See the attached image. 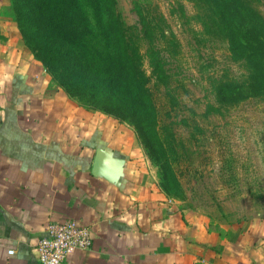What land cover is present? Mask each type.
Here are the masks:
<instances>
[{"label":"rangeland","instance_id":"obj_1","mask_svg":"<svg viewBox=\"0 0 264 264\" xmlns=\"http://www.w3.org/2000/svg\"><path fill=\"white\" fill-rule=\"evenodd\" d=\"M246 1L264 18V0H242V12ZM38 2L10 0L6 9L26 49L44 56L54 87L71 88L80 103L130 130L135 158L166 196L215 226L264 218V85L253 77L246 38L226 0H76L73 21L53 31L28 21L27 12L38 18ZM135 3L154 29L161 77L150 64ZM67 51L81 58L90 78L108 81V64L118 76L129 56L139 71L101 87L89 79L77 89Z\"/></svg>","mask_w":264,"mask_h":264},{"label":"crops","instance_id":"obj_2","mask_svg":"<svg viewBox=\"0 0 264 264\" xmlns=\"http://www.w3.org/2000/svg\"><path fill=\"white\" fill-rule=\"evenodd\" d=\"M9 2L0 0V264H40L47 222L66 219L89 225L92 243L65 264H264V218L215 226L166 196L127 127L51 84L6 17Z\"/></svg>","mask_w":264,"mask_h":264},{"label":"trees","instance_id":"obj_3","mask_svg":"<svg viewBox=\"0 0 264 264\" xmlns=\"http://www.w3.org/2000/svg\"><path fill=\"white\" fill-rule=\"evenodd\" d=\"M21 1H24V3L26 2V0H21ZM226 2L227 5H229V9L231 11V13H229L230 20L232 21L234 20L236 27L238 29L243 30V35L246 38V60L248 61L252 71H256L253 77L258 82V86L264 85V82L261 81V77H264V18H262V16L258 12H256V10L251 6L250 1L249 2L246 1V12H242L239 9L238 4H244L242 3V0H226ZM75 4H76V0H39L37 6L35 7V12L37 14L36 16H38V18L33 19L31 17V14L28 12L26 13V16L28 17L27 18L28 21L30 22L33 20V23L36 26H38V23L40 24L41 22H43L47 28L51 29V31L62 30L65 27L66 19H70L73 21L74 12H75L73 8ZM135 7L138 15L140 32L142 36L150 43V47L148 49V57L150 59V64L153 70L157 73L156 74L157 77H161L164 75L162 61L159 58L158 51L152 45L155 38L154 29L151 23L149 22L148 18L146 17L145 13L143 12L140 4L135 3ZM40 15L43 18H40ZM236 46L239 47L240 45L236 43ZM53 50H55L59 56L60 53H64V51L58 48L51 49V51ZM34 56L36 57L37 60H39L42 63L44 69L47 72L48 68L44 56H42L39 52L35 53ZM66 58H67L66 62L68 65H69L68 60H72L69 66L74 64L76 65V67H72L71 69H72V75L76 80L75 83L77 84L74 86V88L77 89L86 88L85 85H87L89 79L93 80L91 83L95 82L96 86L101 87L102 83L104 82L109 84L110 81L111 82L116 80L117 82L121 81L122 72L124 73V75L129 77L131 72L134 71L135 74H138L139 71L138 61L135 58L129 56L128 63L124 62L122 65H118V69L120 73L118 76L114 75L113 72L114 68H112V65L108 64V69L105 70L104 76L110 77V79L106 81L105 79H100L95 76H92V78H90L86 72V68H84L81 58L75 55L74 53L67 51ZM92 63L95 64L94 62ZM90 84L88 85L90 86ZM61 89L68 96L74 98L73 96L75 91H72L71 88L68 89L66 88L65 90L62 87ZM100 93L104 95L106 92L100 91ZM125 95L126 94L124 93V98ZM137 104H138L137 107H139L142 110V113H144L146 107L142 103V101L138 100ZM80 105L87 109L97 111L96 109H94V107H90L82 103H80Z\"/></svg>","mask_w":264,"mask_h":264},{"label":"built area","instance_id":"obj_4","mask_svg":"<svg viewBox=\"0 0 264 264\" xmlns=\"http://www.w3.org/2000/svg\"><path fill=\"white\" fill-rule=\"evenodd\" d=\"M91 243L89 225L75 219L62 222L50 220L36 244V252L40 264H65L70 253L87 250ZM9 253H14V250L10 249Z\"/></svg>","mask_w":264,"mask_h":264},{"label":"water","instance_id":"obj_5","mask_svg":"<svg viewBox=\"0 0 264 264\" xmlns=\"http://www.w3.org/2000/svg\"><path fill=\"white\" fill-rule=\"evenodd\" d=\"M105 156L104 155H97L96 158H95V161H94V169L97 170V169H100L101 166H102V160H104ZM110 164V163H109ZM112 165V164H110Z\"/></svg>","mask_w":264,"mask_h":264}]
</instances>
